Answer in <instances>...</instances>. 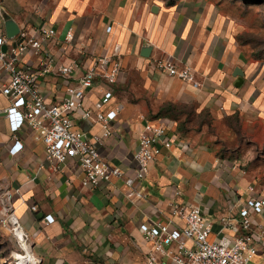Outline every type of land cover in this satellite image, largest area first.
I'll return each mask as SVG.
<instances>
[{
    "label": "crops",
    "instance_id": "1",
    "mask_svg": "<svg viewBox=\"0 0 264 264\" xmlns=\"http://www.w3.org/2000/svg\"><path fill=\"white\" fill-rule=\"evenodd\" d=\"M78 2L0 0V33L5 32L2 13L9 15L22 30L54 27L58 39L49 47L50 53L65 63L79 59L81 66L93 57L112 55L115 44H120L125 79L114 87V102L120 112L115 132L100 147L102 157L130 174L135 167L133 154L146 122L167 124L173 138L187 150L163 151L140 184L142 200L127 198L123 180L84 188L79 167L69 161L62 171H54L44 145L32 139L27 127L18 133L23 151L17 156L9 153L15 143L4 112L10 101L0 91V226L11 234L4 225L8 204L5 197L10 194L14 213L29 235L31 252L40 264H147L151 245L140 231L142 223L164 222L172 203L199 204L215 219L230 216L234 201L230 191L244 189L252 181L246 178L247 173L230 170L237 162L217 157L196 140H186L177 132V121L148 120L139 108L120 104L116 89L126 86L130 73L136 71L144 78L148 91L159 99L196 103L202 111L216 113L220 109L226 115L240 112L245 117L256 109L263 120L264 94L249 93L247 69L239 61L232 28L219 19L215 6L206 0H193L182 8L159 5L142 8L132 3L102 20L86 16L84 5ZM154 6L158 7L157 13L152 11ZM107 25L114 26L111 34L106 33ZM70 26L74 27V42L63 46L61 41ZM145 47H151L149 58L142 56ZM167 57L194 69L203 87L194 90L181 80L156 72L151 66L152 59ZM25 62L33 65L36 61L27 57ZM237 68L244 72L240 87L234 76ZM81 75L79 71L78 76ZM40 85L49 105L65 99L67 86L56 78L46 76ZM101 86L104 82L98 80L89 91L88 106L99 97ZM80 117L77 113L76 124L89 139L101 133L98 125L85 123ZM34 206L36 211L32 210ZM47 215L54 218L52 224L44 221ZM258 221L264 225V215Z\"/></svg>",
    "mask_w": 264,
    "mask_h": 264
},
{
    "label": "built area",
    "instance_id": "2",
    "mask_svg": "<svg viewBox=\"0 0 264 264\" xmlns=\"http://www.w3.org/2000/svg\"><path fill=\"white\" fill-rule=\"evenodd\" d=\"M111 32L112 27H107L106 33ZM57 39V30L47 26L21 29L11 40L5 32L0 33V91L10 101L4 112L15 141L9 153L17 156L23 151L18 133L27 127L32 139L44 145L47 161L54 171H62V166L72 161L82 173V187L97 188L101 183L123 180L128 199H144L140 184L163 151L181 152L187 147L173 138L167 124L146 122L133 154L135 167L131 173L107 162L100 147L115 132L114 125L119 118L114 87L125 79L122 47L115 44L112 55L93 57L87 65L81 66L79 59L65 63L50 53L49 47ZM74 39V27L70 26L61 44L69 46ZM5 45L6 52L3 51ZM27 57L35 59V64L25 62ZM151 66L156 72L181 80L194 90L203 87L194 69L180 65L173 57L154 58ZM79 71H82L81 76H78ZM46 76L67 86L61 103L49 105L45 101L40 81ZM98 80H102L104 86L99 87V97L88 106L89 91ZM77 113L81 121L98 125L101 133L89 139L76 124ZM230 170L242 173L238 165H232ZM230 194L234 200L230 216L215 219L199 204L172 203L167 220L150 225L142 223L140 231L151 245L147 264H264V225L258 221L264 215V193L256 184L249 183L244 189H232ZM11 199L10 194L6 195L4 225L16 240L17 253L26 256L24 245L27 244L31 252V240L14 213ZM32 210L36 211V207ZM44 221L52 224L54 218L47 215ZM14 254L13 259L18 264L19 259ZM33 258L35 264H40L39 259Z\"/></svg>",
    "mask_w": 264,
    "mask_h": 264
},
{
    "label": "rangeland",
    "instance_id": "3",
    "mask_svg": "<svg viewBox=\"0 0 264 264\" xmlns=\"http://www.w3.org/2000/svg\"><path fill=\"white\" fill-rule=\"evenodd\" d=\"M193 0H79L84 13L95 20L110 18L132 3L142 8L159 5L165 8H182ZM197 1V0H195ZM215 6L219 19L232 28V38L239 61L244 63L249 80V93L264 94V3L261 0H206ZM108 26V25H107ZM107 26L105 29H107ZM113 27L114 26H108ZM118 102L123 106L139 108L146 119L165 117L177 121V126L186 140H196L202 146L230 162H237L239 169L247 173L251 183L264 190V120L255 110L247 117L240 112L226 115L220 109L216 113L202 111L196 103L186 104L157 98L146 88L144 78L130 73L126 86L116 89ZM177 110H161L167 105ZM264 110V105L262 106ZM176 118H175V117ZM16 240L0 226V264H15L13 254L20 259Z\"/></svg>",
    "mask_w": 264,
    "mask_h": 264
},
{
    "label": "water",
    "instance_id": "4",
    "mask_svg": "<svg viewBox=\"0 0 264 264\" xmlns=\"http://www.w3.org/2000/svg\"><path fill=\"white\" fill-rule=\"evenodd\" d=\"M152 11L154 13H157L158 7L154 6ZM1 15L4 21L7 38L10 40L16 38L20 34L21 28L9 15L3 13ZM6 50H7V46L5 45L3 47V51L6 52ZM151 51H152L151 47H145L142 51V56L144 58H149L151 55ZM234 76L239 79V82L237 83V87H240L243 84L244 72L240 68H237L234 72Z\"/></svg>",
    "mask_w": 264,
    "mask_h": 264
},
{
    "label": "bare ground",
    "instance_id": "5",
    "mask_svg": "<svg viewBox=\"0 0 264 264\" xmlns=\"http://www.w3.org/2000/svg\"><path fill=\"white\" fill-rule=\"evenodd\" d=\"M24 249L27 251V255L20 258L18 264H35V259L33 258L27 244L24 245Z\"/></svg>",
    "mask_w": 264,
    "mask_h": 264
},
{
    "label": "trees",
    "instance_id": "6",
    "mask_svg": "<svg viewBox=\"0 0 264 264\" xmlns=\"http://www.w3.org/2000/svg\"><path fill=\"white\" fill-rule=\"evenodd\" d=\"M261 2H263L264 3V0H261ZM177 107L175 106V105H172V104H169V105H167L166 106V108H163L162 110H161V113H159V116L160 115H162L163 113V111H170V114L172 115V113H175V110H177L176 109ZM175 117V116H174ZM159 118H165V117H159ZM176 118V117H175ZM176 121V120H175ZM177 132L178 133H180L181 134V132H180V129L178 128V126H177Z\"/></svg>",
    "mask_w": 264,
    "mask_h": 264
}]
</instances>
